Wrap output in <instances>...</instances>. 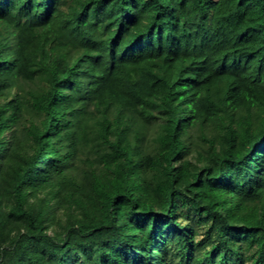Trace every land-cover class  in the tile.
I'll list each match as a JSON object with an SVG mask.
<instances>
[{"label": "trees", "instance_id": "trees-1", "mask_svg": "<svg viewBox=\"0 0 264 264\" xmlns=\"http://www.w3.org/2000/svg\"><path fill=\"white\" fill-rule=\"evenodd\" d=\"M0 264H264V0H0Z\"/></svg>", "mask_w": 264, "mask_h": 264}, {"label": "rangeland", "instance_id": "rangeland-1", "mask_svg": "<svg viewBox=\"0 0 264 264\" xmlns=\"http://www.w3.org/2000/svg\"><path fill=\"white\" fill-rule=\"evenodd\" d=\"M59 215H61V213H59Z\"/></svg>", "mask_w": 264, "mask_h": 264}]
</instances>
